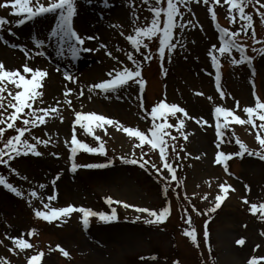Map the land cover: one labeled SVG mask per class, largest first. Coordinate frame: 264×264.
I'll return each instance as SVG.
<instances>
[{
	"label": "rangeland",
	"instance_id": "374dc122",
	"mask_svg": "<svg viewBox=\"0 0 264 264\" xmlns=\"http://www.w3.org/2000/svg\"><path fill=\"white\" fill-rule=\"evenodd\" d=\"M75 3L77 7V14L73 19L75 30L81 36L96 37L91 40L86 39L84 44V47L96 50L82 53L76 59H72L68 54L64 56L59 54L58 37L46 38L50 29L55 26L57 18L55 13L27 21L20 26L15 24L18 17L6 14L12 23L6 24L3 31H0V36L8 41V44L0 42V46L11 52L9 56L11 62L8 61L10 64L6 65L2 59L0 61H3L7 68H20L21 71L25 62L31 67L47 69L48 76L41 89L44 92L43 98L46 104H54L60 100V110L64 116L63 123L57 118L46 125L31 129L30 133H25L24 137L32 143H35L31 140L32 135L47 139L45 130L54 135L52 142L47 146H37L43 155L28 154L27 158L15 164L19 174L12 172L8 182L21 189L25 193L24 197H17L0 185V240L4 242L0 244V256L6 257L10 264H27L28 256L41 251L44 255L40 264H172L171 259L175 250L177 251L175 256L181 260L182 264H200L201 255L207 264H247L250 256H264V235H261L264 231V220L259 218V212L256 215L250 213L249 206L245 205L241 199L246 196L250 202L257 204L264 202L263 163L246 157L240 161L234 160L229 165L228 161L232 157L227 161L228 173L224 172L222 165L213 164L217 151L214 144L216 140L214 108L221 106L233 109L236 108V101H239L240 107L236 108V114L247 119L242 109L245 106H254L253 81L256 94L264 100V55L258 51H252L253 48L258 49L262 45L256 44L252 39L243 38L251 36L243 32L240 33V38H237L239 43L247 45L246 54L254 58L251 66L246 62L237 65L231 63L232 58L237 60L240 58L239 51L235 49L230 56L229 54L219 56L218 53H214L219 57L221 65V89L225 93L222 98L215 84L216 69L212 66L207 52L213 44L219 47L216 23L233 31L243 23L235 13L236 23H229L227 5L215 6L217 20L214 23L211 14L207 11L208 5L191 0L186 8L181 7L183 17H177V21L191 20L195 27L186 24L183 31L179 27L174 29L173 42L179 39L184 46L178 45L170 59L166 50L165 58L161 61L156 51L158 39L153 38L151 42L146 40L145 42L149 43V48L153 52V58L150 61H144L143 55L135 52L126 37L134 34L132 20L135 17H139L135 26H145L150 22L152 12L149 4L144 3L143 0H109L108 4L102 3V0H91V3L87 0H75ZM152 3L154 4L155 0H152ZM80 9L89 10V13L87 12L86 18L79 21L77 15ZM247 9L253 15V27L257 39L264 40V23H261L258 15H254L255 9L252 7ZM161 19L163 20V15ZM79 24H82L83 28ZM9 28L12 34L9 33ZM121 32L125 35L121 36ZM34 38H44L46 40L44 47L35 49ZM12 44L27 46L32 53V58L26 60L24 53L19 48H13ZM101 44L106 47H100ZM108 51H111L117 59L106 55ZM144 51L141 49V52ZM37 52H44L45 55H37ZM128 52H132L137 61L142 63V77L146 81L143 93L132 81H129V85L121 88L117 93L105 94L100 90L89 93V85L102 80H98V76L107 78L106 73L113 68L127 66L134 70V65L127 60ZM52 62L59 65L61 73H56L58 66H51ZM93 68L98 69L96 71L99 73H95L94 76H84L85 71ZM65 70L76 77L75 82L65 80ZM30 76L31 74H26V78ZM65 87L74 89L71 100L73 109L76 111L81 110L82 104V110L85 112L95 111L119 121L125 127L145 131L148 135H150L148 128L152 123L148 113L151 107L161 100H166L169 104L177 103L187 110L189 116L203 117L212 123L211 127L208 125L201 127L195 120L184 117V130L189 134L188 139L184 140L175 129L171 130L172 135L177 136L175 142L177 151H180L181 145L184 149L180 151V158L177 159L171 148L168 149L175 166L179 165L176 175L183 181L180 188L190 205L200 213H206V209L213 206L211 202L214 201L215 194L219 192L217 187L219 183L226 181L236 189V191L229 189V195L215 211L208 230L211 238L205 245H202L201 240V255L198 250L190 247L182 236H177L174 231L170 234L167 227L165 231L158 227L126 222L105 223L93 216L89 218V225L85 228L80 213L57 218L51 223L35 217L33 208L42 209L43 205L38 197L29 196V190L32 188L37 190L39 196L45 198V202H48V195L55 193L57 199L51 202L53 207L72 204L107 214L115 208L117 213L133 220L136 215L147 216V213H136L134 209H126L121 204L109 205L105 197H112L113 200L119 199L157 211L168 206L173 216L169 226L179 225L183 221L182 214H179L180 207L168 198V192L166 196L163 193L166 181L158 176L151 168V164L146 170L139 164L122 166L118 163V159L122 156L139 159L141 149L137 148L136 155L133 157L132 146L138 141L135 138H129L126 133L114 126H106L107 134L104 129H96V133L104 142L106 155L80 150L75 157L78 164L106 163L109 159L112 160V164L100 169L82 167L75 173L70 171V153L64 140L66 137L70 139L72 121L75 117L73 110L63 104ZM81 88L84 90V95L78 96ZM3 95L11 99L7 97L6 92ZM89 95L92 96L91 100L88 99ZM208 97L212 99L209 100ZM140 98H142L144 109L139 106ZM11 111L12 109L9 108L5 116ZM176 116L183 117V114L177 113ZM168 122L176 123V117L169 115ZM257 123H260L258 119ZM229 124L230 127L225 129L226 142L222 144L220 150L234 152L236 145H229V143H235L230 136V131L235 132V137H239L249 149H260L255 138L256 130L252 129L251 125L236 124L233 121H229ZM56 133L58 135H55ZM77 135L91 146L98 145L94 137L85 136L82 129L78 128ZM9 136L11 134L7 135ZM143 151L147 153L144 159L160 166L158 149L153 150L150 145L145 144ZM54 152L59 153V157L51 154ZM198 156L199 159L196 158ZM168 159L170 161V158ZM57 173L60 178L53 188L51 180ZM163 173L169 176L167 183L170 182L167 169H163ZM24 176L28 179L24 180ZM157 179L162 182H158ZM40 183L46 185L45 189H39ZM245 184L250 186V191L245 189ZM205 193H208V198L201 199ZM29 199L32 201L31 206L28 203ZM135 221L145 223L143 219ZM32 229H35V232L29 236L28 232ZM21 234L33 245V248L26 249L24 252H20L19 249L16 253L10 252L8 249L12 244L6 236ZM241 237L245 238L243 246L235 243ZM58 244L69 252L68 257H64L56 248ZM256 245L260 247L255 249ZM213 257H215L214 263L211 260ZM260 264H264V261Z\"/></svg>",
	"mask_w": 264,
	"mask_h": 264
},
{
	"label": "snow or ice",
	"instance_id": "6c2138e0",
	"mask_svg": "<svg viewBox=\"0 0 264 264\" xmlns=\"http://www.w3.org/2000/svg\"><path fill=\"white\" fill-rule=\"evenodd\" d=\"M88 3H91V0H87ZM109 0H102V3L108 4ZM144 3L149 4L150 10L152 12V17L150 22L145 26H135L136 20L139 17H135L132 20L134 25L133 33L127 35L126 39L130 42V45L135 49L136 53L143 55L144 61H150L153 58V52L149 48V43L153 38L158 39V48L157 53L161 61L164 60L166 55V50L169 56L174 52V50L179 45L183 47L182 41L179 39L174 40V29L179 27L181 31L184 30L186 24L192 27H195V24L191 20L186 22H178L177 17H183L181 12V7H187L191 0H155V3H152V0H143ZM197 3L202 2L205 5H208L207 11L211 14L212 20L215 22L217 20V13L215 11L216 5H227L228 14L227 19L229 23H236V15L238 14L240 21L243 23L236 30H231L226 27H221L219 23H216V28L219 32V47L216 44L210 46L207 55L210 57L212 66L216 69L215 73V84L217 91L220 92V96L223 98L225 93L221 89V73H220V62L219 57L214 54L218 53L219 56H224L225 54L231 55L232 51L235 49L239 51L240 58L237 60L235 58L231 59L233 65L247 63L249 66L252 65L253 57L246 54L247 45L241 44L238 42V37L240 33L243 32L245 35L250 34L252 40L256 44L262 45L261 47L253 48V52H259L261 55H264V40L257 39V34L253 27V15L250 12H247L245 9L252 5L255 8L256 13L259 15L261 23H264V0H196ZM166 5V6H165ZM259 5V7H255ZM0 8H10L11 11L9 15L18 17L15 20L17 26L25 24L27 21H32L36 18L44 16L46 14L55 13L57 14L56 23L53 28L50 29L47 34V39L57 38L59 39V54L64 56L65 54L70 55L72 59L78 58L82 53L93 52L96 49L84 47L86 39H95L94 36L84 37L81 36L73 26L74 16L77 14V7L75 0H0ZM235 13V14H234ZM163 15V20L161 19ZM12 23L7 16L0 15V31H3V28L6 24ZM162 25V26H161ZM249 30L251 32L249 33ZM9 33L12 34L11 28L8 29ZM121 36H124V32L120 33ZM148 42H145V41ZM0 42L8 44V41L4 40L0 36ZM46 40L44 38H34L33 46L35 49L43 48ZM13 48H19L20 51L24 53V56L27 59L32 58V53L27 46H21L18 44H12ZM100 47H106V45L101 44ZM141 49H144V52H141ZM119 50V49H118ZM37 55H45L44 52H37ZM106 55L117 59L113 56L111 51L106 52ZM127 60L134 65V70L127 66L116 67L111 71L106 73L105 79L100 80L97 83L91 84L88 87V92L92 93L95 90H100L101 93H117L121 88L129 85V81L137 84L139 86V91L143 93L145 89L146 81L142 77V63L138 62L132 52H128ZM122 63V62H120ZM59 71V66L56 69ZM26 74H31L30 78H26ZM254 75V69H253ZM48 76L47 69L31 67L27 62L22 65V71L20 68H7L3 61H0V164L6 165L9 167V170L13 173H18V170L12 168L10 161L21 155L32 154L35 156L43 155L42 152L38 150V145L47 146L53 140V133L45 130V135L47 139H42L40 136L32 135L31 140H34L35 143L30 142L29 139L24 138L25 133H30L31 129L39 127L41 125H46L50 121H54L57 118L61 123L64 121V116L61 114V101L57 100L54 104H46L44 100V92L41 90L43 88V82ZM64 78L67 81L75 82L76 77L71 74L69 71L65 70ZM11 85V87H9ZM74 89L65 87L63 91V104L66 105L69 109L73 110L74 120L72 121L70 139L65 138L64 144L69 149V160L71 161L70 170L75 173L78 168H88V169H100L105 168L112 164V160H107L106 163H88V164H78L75 161V157L78 151L83 150L87 153L92 154H101L106 155V149L101 136L96 133L97 128L104 129L107 134L106 126H114L118 130H122L127 134L129 138H135L138 143H134L132 146V156L136 155V149L140 148V157L128 158L121 157V161L125 164L137 165L141 168L147 170V166L151 164V168L155 170L160 178H163L166 183L163 187V193L166 196L168 192L169 176H165L163 169H167V172L170 175L171 181H176L177 186L179 187L183 181L178 179L176 175V170L179 165L174 166L172 162L169 161V152L168 149L171 148L172 153L177 159L180 158V151H183V146H180V151H177V136L172 135L171 130L175 129L180 137H183L184 140L188 139V133L185 132V119L195 120L197 124H200L201 127L204 125L212 126V123L209 120L204 119L203 117L189 116L187 110L184 107L179 106L177 103H167L166 100H161L157 104L151 107L148 115L151 117V127L148 128V135L145 131H141L138 128L125 127L119 121H115L109 117H106L103 114H98L95 111L85 112L83 111V105L81 104V110L76 111L73 109L71 94ZM7 93V99L3 94ZM202 95V93H197ZM253 97L255 98L254 106H245L242 111L247 115V119L241 117V115L236 114V108H239V101H236V108L229 109L227 107L217 106L214 108L215 115V137L214 141L216 152L213 164H219L223 166L225 173L229 172L227 161L232 157H243L245 153L249 156H256L260 160L264 161V100L256 94L255 84L253 81ZM84 90L81 88L78 96H83ZM107 98V97H106ZM119 98V97H118ZM88 99L91 100L92 96L89 95ZM141 99L140 108L144 109V104ZM209 100L212 97H208ZM46 105V106H44ZM12 109L10 113L5 116V113L8 112V109ZM27 109V111H26ZM177 113H182L183 117L176 116ZM172 115L176 117V123H169L168 116ZM223 117V120H221ZM259 120V125L256 124V120ZM20 120L22 126H17L16 121ZM229 121H233L236 124H247L251 125L252 129H255V138L260 145L259 150H251L249 147L239 138L236 137L235 143L239 146V151L237 152H226L221 149L222 144L226 141L224 139L226 132L225 129L230 127ZM78 128L83 130L85 136H93L94 140L98 142L97 146H91L89 143L85 142L83 139L78 138L77 132ZM6 129H14L15 135L9 136L6 140L4 135ZM55 135H58L56 133ZM235 136V132H233ZM147 144L150 145L151 149H158L159 160L161 161L160 166L152 163L150 160L144 159L147 155L143 151V146ZM53 156L59 157V153H51ZM199 159L200 157H196ZM60 178L59 173L51 180L53 188H55L56 181ZM24 180H27L28 177L24 176ZM207 183V182H206ZM0 185L5 189L12 192L17 197H24L25 193L14 186L12 183H9L7 178L3 175H0ZM39 189H45L46 185L40 183L38 185ZM219 192L215 194L212 207L206 209V213L215 212L222 204V202L229 195V189L236 191L230 184L226 181L219 183L217 185ZM245 189L250 191V186L245 184ZM29 196L31 198H39L40 203L43 205V208H33L35 217L40 218L44 221L51 223L57 218L69 217L73 213H80L81 221L85 228L89 225L90 217H98L102 222L109 223L118 219L115 208L112 209L110 214H107L103 211H94L91 208L85 206H75L69 204L63 207H53L51 202L57 199L56 194H51L47 196V201L43 196H39L37 190L32 188L29 190ZM187 198V197H186ZM208 193H205L201 199H207ZM242 202L245 205H248V211L253 215H256L257 212L260 213V219L264 220V202L259 204L250 202L248 198L241 197ZM106 202L109 205L121 204L124 208L134 209L136 213H147L146 217L136 215L135 220L143 219L145 223H160L163 222L170 214V208L165 206L159 211L149 208L138 206L136 204L127 203L123 200H113L112 197H105ZM31 206V199L28 201ZM187 211V210H185ZM193 211L199 210L193 208ZM154 218V219H152ZM186 224L191 226V216L189 215L185 221ZM35 232V229H32L28 232V235L31 236ZM184 235L190 237L194 244L198 246L197 234L194 229L185 228ZM261 235H264V231L261 232ZM7 239L11 241L12 246L9 247V251L16 253L17 249L20 252H24L26 249L33 248V245L24 238L23 234L17 236H6ZM203 238L205 243H208L209 232L207 230V221L205 222V229L203 232ZM3 240H0V244H3ZM237 245L243 246L245 244V238L241 237L235 241ZM5 247H8L5 245ZM260 245H256L255 249H258ZM56 248L59 249L60 253L64 257L69 256V252L66 251L59 244L56 245ZM254 249V250H255ZM211 248L209 247V253ZM44 253L38 252L36 254L30 255L27 257V264H40L41 258ZM155 259V257H153ZM261 261H264V256H250L247 260V264H260ZM0 264H10V261L3 256H0ZM179 264V262H175Z\"/></svg>",
	"mask_w": 264,
	"mask_h": 264
},
{
	"label": "bare ground",
	"instance_id": "6f19581e",
	"mask_svg": "<svg viewBox=\"0 0 264 264\" xmlns=\"http://www.w3.org/2000/svg\"><path fill=\"white\" fill-rule=\"evenodd\" d=\"M7 11H11V9L10 8H0V13H1V15H3V16H5L6 14H8L7 13ZM89 10H84V9H80V12H79V15L77 16L78 18V20L80 21V19H82V18H86L85 17V15L87 14V12H88ZM89 13V12H88ZM90 13L92 14V12L90 11ZM79 26H81V28H83V25L82 24H79ZM11 55V52H8L6 49H4V48H2L1 46H0V59H2L4 62H5V64L6 65H8V64H10V60H9V56ZM6 60V61H5ZM8 61H10V62H8ZM58 65V64H57ZM59 66V65H58ZM7 67V66H6ZM52 69H56V68H52ZM96 70H98V69H96V68H93V69H89V71H85L84 72V76H94L95 75V73H99V72H97ZM58 72H60V71H58ZM100 79H103L102 78V76H98V80H100Z\"/></svg>",
	"mask_w": 264,
	"mask_h": 264
}]
</instances>
